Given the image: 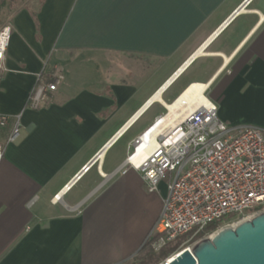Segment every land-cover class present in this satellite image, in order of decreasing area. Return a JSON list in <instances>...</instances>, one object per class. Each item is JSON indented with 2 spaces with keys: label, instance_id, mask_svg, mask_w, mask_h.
I'll use <instances>...</instances> for the list:
<instances>
[{
  "label": "crops",
  "instance_id": "obj_1",
  "mask_svg": "<svg viewBox=\"0 0 264 264\" xmlns=\"http://www.w3.org/2000/svg\"><path fill=\"white\" fill-rule=\"evenodd\" d=\"M244 1L39 0L12 12L0 82V115L9 117L0 130V264L132 258L167 190L160 182L148 191L125 160L189 84H209L223 122L264 129V0L240 7ZM218 29L160 94L164 102L153 100L111 142ZM51 75L62 77L56 90L30 108L33 90ZM15 116L20 135L6 143Z\"/></svg>",
  "mask_w": 264,
  "mask_h": 264
},
{
  "label": "built area",
  "instance_id": "obj_2",
  "mask_svg": "<svg viewBox=\"0 0 264 264\" xmlns=\"http://www.w3.org/2000/svg\"><path fill=\"white\" fill-rule=\"evenodd\" d=\"M11 35L9 23L0 27V82ZM51 77L52 81L40 82L33 90L28 100L30 108H40L48 94L56 90L62 77ZM186 105L174 112L165 107V113L136 139L125 160L126 168L141 174L148 191H156L160 182L166 183L160 214L142 244L154 253L185 234L188 237L182 244L193 246L202 238H211L223 226H235L264 211V129L220 120L217 105L206 89L191 111H185ZM8 120V116L0 115V130ZM19 135V116H15L5 142H15ZM3 150L0 142V161ZM87 168L84 166L82 171ZM77 178L76 175L52 201L59 202ZM222 217L226 219L215 230H205ZM201 233L202 238L197 239Z\"/></svg>",
  "mask_w": 264,
  "mask_h": 264
},
{
  "label": "water",
  "instance_id": "obj_3",
  "mask_svg": "<svg viewBox=\"0 0 264 264\" xmlns=\"http://www.w3.org/2000/svg\"><path fill=\"white\" fill-rule=\"evenodd\" d=\"M222 27H220L221 30ZM219 29L205 41L204 48L213 40ZM197 57L193 54L180 67L179 73L173 75L157 91L160 94L171 84ZM146 105L134 115L133 120L152 102ZM132 120V121H133ZM131 121V122H132ZM131 122L127 125L129 126ZM125 126L119 135L127 128ZM118 135V136H119ZM109 145V144H108ZM105 146L94 156L97 160L101 156ZM170 260V259H169ZM158 264H264V211L256 214L250 219L243 220L235 226H223L209 238L198 240L193 246L186 247L171 256L168 263Z\"/></svg>",
  "mask_w": 264,
  "mask_h": 264
},
{
  "label": "bare ground",
  "instance_id": "obj_4",
  "mask_svg": "<svg viewBox=\"0 0 264 264\" xmlns=\"http://www.w3.org/2000/svg\"><path fill=\"white\" fill-rule=\"evenodd\" d=\"M211 37V36H210ZM210 39V38H208ZM207 42V40H206ZM204 44H202L193 54L195 55H201L203 54ZM192 54V55H193ZM191 55V56H192ZM182 68H179L176 72L179 73V71ZM209 84L208 83H200V82H193L189 84L181 93L180 97L175 101L171 103H165V106L170 110V112H174L176 109L180 108L182 104L187 103L185 107V111L189 112L193 108V104L196 100H198L199 97H201V93L203 90H207ZM152 100H158L160 102H164L161 99L160 93L157 92L154 97H152ZM170 260H168V263L171 261V257H169Z\"/></svg>",
  "mask_w": 264,
  "mask_h": 264
},
{
  "label": "rangeland",
  "instance_id": "obj_5",
  "mask_svg": "<svg viewBox=\"0 0 264 264\" xmlns=\"http://www.w3.org/2000/svg\"><path fill=\"white\" fill-rule=\"evenodd\" d=\"M38 1L39 0H0V27L8 22V19L10 15L12 14V12L22 7H28V5H30L31 3L32 5H35ZM135 59H140L142 65H144V63H148L149 62L148 60H150L149 58H135ZM68 76L69 75L67 74V77ZM191 244L192 243L181 244L179 246V249L176 252L171 253L170 255L166 256L160 262H163V260H165L166 258L173 256L175 253L179 252L180 250L186 247H191ZM144 247L149 248L147 244H144ZM139 252H137L134 256H132V258H130L124 264H139L140 263V260H139L140 253Z\"/></svg>",
  "mask_w": 264,
  "mask_h": 264
},
{
  "label": "trees",
  "instance_id": "obj_6",
  "mask_svg": "<svg viewBox=\"0 0 264 264\" xmlns=\"http://www.w3.org/2000/svg\"><path fill=\"white\" fill-rule=\"evenodd\" d=\"M52 77L47 79V82L52 81ZM226 219V217H222L221 219L214 221L206 226V231H212L215 230L218 226L221 225V223ZM203 233L199 234L197 239L202 238ZM188 237V234H185L178 238L174 243L169 244L168 246L164 247L159 253H154L150 248H145L142 246L138 252L140 253L139 264H158L163 258L170 255L171 253L176 252L179 249V246L186 240Z\"/></svg>",
  "mask_w": 264,
  "mask_h": 264
}]
</instances>
